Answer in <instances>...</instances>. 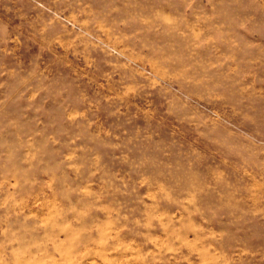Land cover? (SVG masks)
Masks as SVG:
<instances>
[{
    "label": "rangeland",
    "instance_id": "rangeland-1",
    "mask_svg": "<svg viewBox=\"0 0 264 264\" xmlns=\"http://www.w3.org/2000/svg\"><path fill=\"white\" fill-rule=\"evenodd\" d=\"M0 264H264V0H0Z\"/></svg>",
    "mask_w": 264,
    "mask_h": 264
}]
</instances>
